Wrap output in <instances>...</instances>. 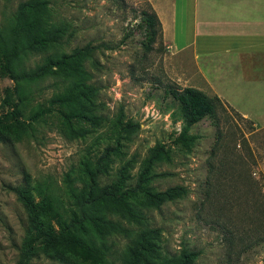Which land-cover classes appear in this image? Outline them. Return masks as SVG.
Instances as JSON below:
<instances>
[{
  "label": "rangeland",
  "instance_id": "rangeland-1",
  "mask_svg": "<svg viewBox=\"0 0 264 264\" xmlns=\"http://www.w3.org/2000/svg\"><path fill=\"white\" fill-rule=\"evenodd\" d=\"M27 1L0 0L6 36ZM175 1L46 0L48 11L38 15L59 29L57 53L90 51L83 59L89 90L81 106L58 101L64 90L59 77L25 82L22 98L12 93L15 82L0 55V264H25L28 219L13 186L28 184L36 200L50 198L70 214L91 186V171L102 186L124 180L135 188L158 148L164 153L153 173L160 175L151 185L186 188L183 198L146 214L161 228L160 252L199 251L193 264H264V83H228L233 71L224 61L201 56L194 45L178 49L169 37L172 20L165 19ZM143 10L154 11L162 27L150 51L139 26ZM46 54L34 52L28 64H42ZM185 87L222 100L214 117L190 128L196 137L190 149L179 140L184 121L166 93ZM104 209L107 221L126 229L98 238L107 252L97 262L84 250L60 248L59 256L36 249L29 264H125L145 226Z\"/></svg>",
  "mask_w": 264,
  "mask_h": 264
},
{
  "label": "trees",
  "instance_id": "trees-1",
  "mask_svg": "<svg viewBox=\"0 0 264 264\" xmlns=\"http://www.w3.org/2000/svg\"><path fill=\"white\" fill-rule=\"evenodd\" d=\"M46 4V0L21 3L13 19L14 30L10 37L0 29L2 69L15 82L11 92H16L21 98L25 82L53 76L59 77L64 84V90L56 96L58 101L68 108L81 106L82 98L89 90L83 59L90 51L77 48L70 53H57L59 29L49 24L45 16L38 15L41 10L48 11ZM139 26L145 34L143 46L150 51L161 35V22L154 11L143 10ZM34 52H47L42 64H28V59ZM166 93L177 102L184 121L179 140L190 149L196 138L189 135L190 128L206 117H214L222 100L217 95L210 97L194 87L169 88ZM2 140L4 136L0 129V141ZM163 153V149H157L141 172L135 188L127 186L124 180L102 186L96 179L97 174L94 175L95 172L91 171V186L87 192H82L83 198L76 202L77 209L70 214L55 207L50 198L36 200L28 184L13 186L12 190L22 202L28 219L22 244L24 263L29 264L36 249L46 254L54 252L59 256L60 248L84 250L91 254L94 263L97 262V257L107 252L104 242H98V238L103 241L109 230H114L115 227L119 230L126 229L119 222L107 221L103 213L106 214L107 209L104 208L108 207L112 212L118 213L119 219L141 222L145 226L133 238L134 244L127 250L125 264H193L199 251L184 248L179 253L163 255L159 250L161 228L151 226L147 221L148 211L161 210L165 204L181 199L186 194V188L180 185L165 190H156L151 185L153 179L160 175L153 173V166L162 159ZM87 207L96 209L97 212L91 215Z\"/></svg>",
  "mask_w": 264,
  "mask_h": 264
},
{
  "label": "crops",
  "instance_id": "crops-1",
  "mask_svg": "<svg viewBox=\"0 0 264 264\" xmlns=\"http://www.w3.org/2000/svg\"><path fill=\"white\" fill-rule=\"evenodd\" d=\"M168 12L169 37L178 49L194 45L201 56L224 61L233 71L228 83H264V0H176ZM218 64V70L225 66Z\"/></svg>",
  "mask_w": 264,
  "mask_h": 264
}]
</instances>
